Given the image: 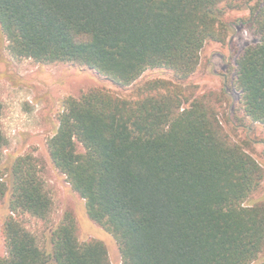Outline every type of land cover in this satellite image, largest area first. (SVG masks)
<instances>
[{
    "label": "trees",
    "instance_id": "obj_1",
    "mask_svg": "<svg viewBox=\"0 0 264 264\" xmlns=\"http://www.w3.org/2000/svg\"><path fill=\"white\" fill-rule=\"evenodd\" d=\"M249 9L256 42L239 55L242 108L264 126V0H0V25L17 58L78 62L127 86L149 68L173 79L132 98L94 88L64 100L48 140L54 166L89 217L120 245L122 264H264V201L248 204L264 169L226 133L208 96L183 91L207 41L225 43L226 14ZM211 97V95H210ZM3 106L0 103V121ZM5 136L0 124V164ZM13 214L47 218L53 200L30 155L7 177ZM11 214L0 264H112L101 240L81 242L72 211L52 229L50 252Z\"/></svg>",
    "mask_w": 264,
    "mask_h": 264
},
{
    "label": "rangeland",
    "instance_id": "obj_2",
    "mask_svg": "<svg viewBox=\"0 0 264 264\" xmlns=\"http://www.w3.org/2000/svg\"><path fill=\"white\" fill-rule=\"evenodd\" d=\"M249 14L247 8L227 12L230 32L226 42L205 43L197 70L182 87L191 99L207 95L217 106L219 118L231 140L242 144L264 169V126L245 114L242 92L235 84L237 59L246 47L256 42L245 22ZM157 78L173 79V74L164 68H149L133 84L120 86L106 75L78 62L41 63L33 58H17L10 51L9 41L0 25V103L3 106L0 124L6 140L0 168L7 177L18 157L32 156L53 200L47 218L25 212L13 214L9 190L0 201V258L9 253L3 228L11 214L36 237L43 250L50 252L52 229L67 211H72L79 240L103 241L111 263L122 264L119 243L111 233L91 220L85 200L54 166L48 140L59 127L66 97L80 98L91 89L104 88L120 97L132 98L141 85ZM260 201H264V180L247 203Z\"/></svg>",
    "mask_w": 264,
    "mask_h": 264
}]
</instances>
